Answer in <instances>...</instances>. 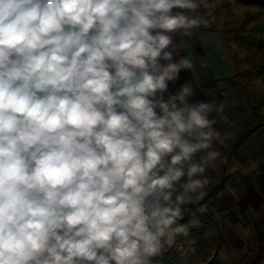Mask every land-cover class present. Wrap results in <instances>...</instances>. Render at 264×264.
Wrapping results in <instances>:
<instances>
[{
    "label": "clouds",
    "instance_id": "9594fccd",
    "mask_svg": "<svg viewBox=\"0 0 264 264\" xmlns=\"http://www.w3.org/2000/svg\"><path fill=\"white\" fill-rule=\"evenodd\" d=\"M207 7L0 0V264H163L195 244L186 205L217 168L226 105L169 85Z\"/></svg>",
    "mask_w": 264,
    "mask_h": 264
},
{
    "label": "rangeland",
    "instance_id": "374dc122",
    "mask_svg": "<svg viewBox=\"0 0 264 264\" xmlns=\"http://www.w3.org/2000/svg\"><path fill=\"white\" fill-rule=\"evenodd\" d=\"M206 2L205 18L210 24L196 29L188 40L194 42L201 54L209 47L214 72H226V58L234 68L232 76L206 88L212 93L207 100L226 105L220 115L227 116L228 122L221 121L215 111L211 117L219 124L227 153L242 132L264 120V71L257 69L264 62V7L240 0ZM176 11L182 10L173 9ZM255 39L262 43L260 47L245 45ZM228 132L234 133L231 139L225 138ZM226 166L227 171L237 170L245 176L249 193L243 205L230 212L210 207L198 209V220L205 225L204 229L190 233L189 238H194L195 244L185 243L183 253L175 247L169 249L163 264H264V256L257 249L264 227L255 224L264 218V127L243 142L228 158ZM250 206L254 212L247 211ZM188 219L186 215L185 222ZM220 241L226 242L221 248Z\"/></svg>",
    "mask_w": 264,
    "mask_h": 264
},
{
    "label": "crops",
    "instance_id": "0c3cea01",
    "mask_svg": "<svg viewBox=\"0 0 264 264\" xmlns=\"http://www.w3.org/2000/svg\"><path fill=\"white\" fill-rule=\"evenodd\" d=\"M175 40L177 43H179L180 37L176 36ZM186 44H187V46H189L192 49L193 68L191 70H182L180 72V79L178 81H176L175 85H172L170 83L169 90L174 92L185 81H190L193 83V87H194V90L196 93V97L194 99L204 100V101L209 102V103H214L211 100H207V97H211L212 93H211L210 89H206V88L209 87L210 85H212L213 83H215L217 80L232 76L233 74L231 72L233 71L234 68H232L233 66L230 64V62L225 57V55L222 54L226 58V63H227L226 72H224L222 74L216 73V72H214V70H212L211 58H210L211 52L209 50V47L206 46V48H205L206 53H207L205 56V54H204L205 50H203V53L201 54L196 49L194 42L186 39ZM187 54H188L187 51H181V53H180L181 56L187 55ZM174 59L178 60L179 57L174 56ZM202 61L205 65V67H201ZM262 127H264V126H262ZM262 127H260V128H262ZM214 128L219 131L220 130L219 124L216 123V125H214ZM260 128H258L253 134L247 136L243 140V142L248 137L253 136ZM249 129H247V130H249ZM247 130H245V131H247ZM244 132H242L239 135V137L237 138V140L234 141L232 143V145H230L227 153H226V150H224L225 149L224 147L226 146V140L225 139H224V144H221L219 142V140L214 141L215 148L220 152V156L216 161L213 162L217 165V168L215 170L209 168L205 174L208 177V184L206 185V187L203 191L205 192L211 185L216 183L217 180L222 176V174H228L229 175V178L226 181V186L223 190H221L219 193L213 195L207 202L202 204L200 207H191L188 209H200L203 207H210L212 209H216L217 211H228V212H230V210H236V209L241 208V206L243 205V202H244L243 199L249 193V189L246 186V179H245L244 174L239 173V171H237V170L227 171L226 163L228 161V158L230 156H232L233 153L238 148H240L242 146L243 142L238 148H236L234 150V152L232 154H229L232 146L240 139V137L244 134ZM197 159H198V157H197ZM256 192H257V190L254 193H256ZM262 221H264V218L261 220H257L255 223L256 226H260V223ZM199 225L203 227L202 229H204L205 224L199 223ZM220 242L222 243L220 245V248H221L226 242L225 241H220ZM258 247H259V240H258L257 249H258ZM245 255H246V252H243V256H245ZM260 256H264V254L260 255Z\"/></svg>",
    "mask_w": 264,
    "mask_h": 264
},
{
    "label": "trees",
    "instance_id": "16d2710c",
    "mask_svg": "<svg viewBox=\"0 0 264 264\" xmlns=\"http://www.w3.org/2000/svg\"><path fill=\"white\" fill-rule=\"evenodd\" d=\"M243 3H255L258 4L262 7H264V0H240ZM261 42L259 41V39H255V42H249L247 41L245 43V45L248 46H256V47H260L261 46ZM257 69H261L262 71H264V62L257 67ZM264 126V120H259L255 125H253L249 130L245 131L244 134L240 137V139L232 146L230 153L232 154L234 152V150L236 148H238L243 140L253 134L258 128ZM229 178L228 174H222V176L217 180L216 183H214L213 185H211L205 192L204 195L201 199H199L198 201H195L194 203H190L187 204L186 207L187 208H191V207H200L202 204H204L205 202H207L213 195L219 193L221 190H223L226 186V181ZM260 225L262 227H264V221H262L260 223ZM202 226H197L191 229L192 233L194 230H200L202 229ZM221 244V243H220ZM258 254L259 255H263L264 254V232L260 234L259 236V247H258Z\"/></svg>",
    "mask_w": 264,
    "mask_h": 264
}]
</instances>
